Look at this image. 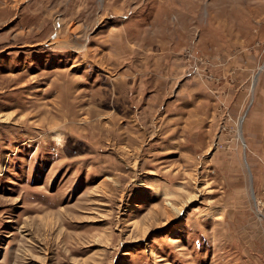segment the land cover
Instances as JSON below:
<instances>
[{
  "label": "rangeland",
  "instance_id": "374dc122",
  "mask_svg": "<svg viewBox=\"0 0 264 264\" xmlns=\"http://www.w3.org/2000/svg\"><path fill=\"white\" fill-rule=\"evenodd\" d=\"M0 264H264V0H0Z\"/></svg>",
  "mask_w": 264,
  "mask_h": 264
}]
</instances>
